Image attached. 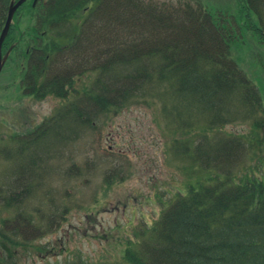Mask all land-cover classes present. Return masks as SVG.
Here are the masks:
<instances>
[{
    "label": "trees",
    "instance_id": "1",
    "mask_svg": "<svg viewBox=\"0 0 264 264\" xmlns=\"http://www.w3.org/2000/svg\"><path fill=\"white\" fill-rule=\"evenodd\" d=\"M9 2L0 0V21ZM28 7L40 19L38 59L45 69L41 87L33 75L31 91L63 101L59 115L69 117L65 123L94 126L98 117L106 120L130 105L157 102L176 130L192 135L190 141L201 135L196 149L202 152L197 154L212 163L208 169L219 164L226 169L189 183L185 193L169 201L146 239L125 249L126 260L131 264H264L263 165L236 177L230 174L231 162H238L237 151L243 148L236 135L221 145L216 141L220 148L210 155L214 147L209 133L228 122L250 120L256 130L250 133L251 148L264 142L261 96L231 57L234 27L226 12L218 16L189 2L154 0H45ZM237 7L236 26H246L263 43L264 0H238ZM32 54L25 52L24 57L31 62L37 52ZM88 72L89 86L84 78ZM201 124L204 130H198ZM260 130L263 137L257 141L254 137ZM44 134L8 137L12 143L17 140L8 153L24 156L27 164L19 167L16 162L20 176L5 194L7 199L0 189L6 205L22 197L17 188L24 192L23 187L31 186L36 161L29 147ZM0 237L5 259L13 258L15 248L6 240L12 246L17 243L1 231ZM27 246L37 250L32 244L23 250L28 251Z\"/></svg>",
    "mask_w": 264,
    "mask_h": 264
},
{
    "label": "rangeland",
    "instance_id": "2",
    "mask_svg": "<svg viewBox=\"0 0 264 264\" xmlns=\"http://www.w3.org/2000/svg\"><path fill=\"white\" fill-rule=\"evenodd\" d=\"M154 1L189 2L218 16L226 12L234 27L231 57L257 88L264 107V41L260 44L246 26L241 29L236 26L238 0ZM28 5H31L30 0L23 9L18 8L13 17L10 41L17 48L7 55L0 70V189L5 190L3 196L11 192L13 180L20 176L16 162L19 167L27 164L24 156L8 153L17 145V140L12 143L8 137L27 139L45 134L29 147L36 161L31 186L23 187L24 192L16 187L22 197L16 196L10 205L0 199V231L17 243L12 246L6 240V245L15 248L14 259H5L0 247V264H131L124 256L125 249L134 241L146 239L148 230L169 201L178 193H185L189 183L226 169H220L221 164L208 169L209 161L197 154L200 151L196 148L203 139L201 135L196 141H190L192 135L176 130L157 102L133 104L109 119L96 118L94 126L75 127L65 123L69 119L67 115L64 119V114L59 115L64 109L60 99L23 95L19 74L24 65V49L33 44L41 45L42 41L33 33L39 37L43 33L38 14L30 11ZM261 18L262 27L264 11ZM7 45L8 39L3 51ZM84 78L87 85L90 84L89 72ZM27 89L32 93L31 88ZM201 127L204 130L202 124L198 130ZM252 129L255 130L250 120L233 121L214 128L208 135L214 147L210 155L220 148L223 140L232 139L231 135L240 138L243 148L237 151L238 162H231L233 177L262 165L264 171V142L262 148L258 143L251 148ZM261 131L254 137L257 141L263 137ZM30 132L35 133L27 136ZM242 137L246 140H241ZM216 141L220 145H216ZM24 177L28 178L27 173ZM29 244L37 246L38 251L29 246L28 251L23 250L24 245Z\"/></svg>",
    "mask_w": 264,
    "mask_h": 264
},
{
    "label": "flooded vegetation",
    "instance_id": "3",
    "mask_svg": "<svg viewBox=\"0 0 264 264\" xmlns=\"http://www.w3.org/2000/svg\"><path fill=\"white\" fill-rule=\"evenodd\" d=\"M34 1V2H33ZM43 1H45V0H30V2H31V4H34L35 2H36V4H34V6H36L38 3H40V2H43ZM246 2L248 1V0H245ZM36 35H37V38H39L40 39V41H41V38L42 37H39L38 36V34L36 33ZM7 37V36H6ZM8 45L7 46H5V50L7 51V49H11V51L10 52H13L14 51V49L15 48H17L16 46H15V43H11L12 42V40L10 41V32H9V35H8ZM4 48V42H3V44H2V49ZM4 50V49H3ZM2 50V54L4 53V52H6V51H3ZM41 47H40V43H38L37 45H35V46H30L29 48L28 47H25V49H24V52H26V53H28V56H29V52L30 51H32V52H37V54H36V56L34 57V59L30 62V60H27V58H25L24 56H23V59H24V61H25V64L24 65H22V69L20 70V75H21V78H20V81H19V85H20V87L23 89L24 88V91L22 92L21 91V93L23 94V95H26V94H24V93H28L29 95H31V96H34L35 98H42V97H45V95H43L42 93H40V92H38V93H31V92H28L27 90H29V89H27V88H31V90H32V88L34 87L33 85H34V77H33V75L35 74L36 76H38V79H39V82H40V84H38L37 86H39L40 85V87L42 86V83H43V81H44V72H45V69H44V67H43V64H44V62L41 60V58L40 59H38V57H39V55H40V57H41V55H42V52H41ZM23 61V62H24ZM31 74V75H30ZM27 94V95H28ZM46 96H51L52 97V95H46Z\"/></svg>",
    "mask_w": 264,
    "mask_h": 264
},
{
    "label": "water",
    "instance_id": "4",
    "mask_svg": "<svg viewBox=\"0 0 264 264\" xmlns=\"http://www.w3.org/2000/svg\"><path fill=\"white\" fill-rule=\"evenodd\" d=\"M25 0H18L17 2L13 3L11 2L7 11V17H6V21L4 24V27L0 33V70L4 64V61L8 55V52L2 57L1 56V44L7 34V31L9 29L13 14L15 12V10L24 2Z\"/></svg>",
    "mask_w": 264,
    "mask_h": 264
}]
</instances>
